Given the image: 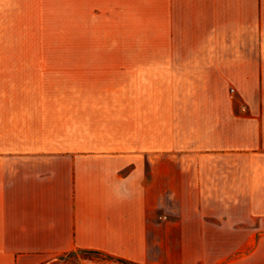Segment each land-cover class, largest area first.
Returning <instances> with one entry per match:
<instances>
[{
	"label": "crops",
	"instance_id": "0c3cea01",
	"mask_svg": "<svg viewBox=\"0 0 264 264\" xmlns=\"http://www.w3.org/2000/svg\"><path fill=\"white\" fill-rule=\"evenodd\" d=\"M133 3L132 89L0 90V264H259L264 0Z\"/></svg>",
	"mask_w": 264,
	"mask_h": 264
},
{
	"label": "rangeland",
	"instance_id": "374dc122",
	"mask_svg": "<svg viewBox=\"0 0 264 264\" xmlns=\"http://www.w3.org/2000/svg\"><path fill=\"white\" fill-rule=\"evenodd\" d=\"M133 1L0 0V90L52 92L76 107L78 93L132 89L140 59L157 57V36L136 33ZM254 246L264 264V243Z\"/></svg>",
	"mask_w": 264,
	"mask_h": 264
},
{
	"label": "trees",
	"instance_id": "16d2710c",
	"mask_svg": "<svg viewBox=\"0 0 264 264\" xmlns=\"http://www.w3.org/2000/svg\"><path fill=\"white\" fill-rule=\"evenodd\" d=\"M86 254H95V255H101L100 253L97 252H85ZM103 257H107L110 258L108 256H103ZM111 259V258H110ZM115 261H117L119 264H135L126 260H122V259H115Z\"/></svg>",
	"mask_w": 264,
	"mask_h": 264
}]
</instances>
